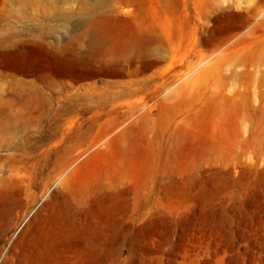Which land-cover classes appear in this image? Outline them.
Segmentation results:
<instances>
[{"label": "rangeland", "instance_id": "374dc122", "mask_svg": "<svg viewBox=\"0 0 264 264\" xmlns=\"http://www.w3.org/2000/svg\"><path fill=\"white\" fill-rule=\"evenodd\" d=\"M0 114V264H264V0H0Z\"/></svg>", "mask_w": 264, "mask_h": 264}, {"label": "bare ground", "instance_id": "6f19581e", "mask_svg": "<svg viewBox=\"0 0 264 264\" xmlns=\"http://www.w3.org/2000/svg\"><path fill=\"white\" fill-rule=\"evenodd\" d=\"M17 192H19V191H17ZM11 212H12L11 204L7 205V204H2L0 202V256H1L2 252H3V250H4V245L7 244L9 242V240H10V238L8 237V235L10 233V229L5 227V224H6L7 220H8ZM51 228L52 229H48L45 237L42 236L44 239L42 241H40V244H41V250L43 251L44 260L45 261L47 260L48 262H50V263L52 262L53 263V261L55 260V258L57 256H55V252L56 251L54 252V248H53L52 242H53L54 239L57 238V235L59 234V230H58L59 226L58 225H54V226H51ZM54 263H56V262H54Z\"/></svg>", "mask_w": 264, "mask_h": 264}]
</instances>
